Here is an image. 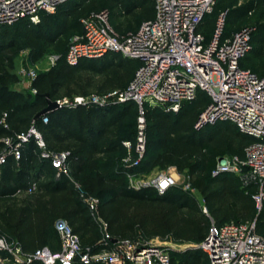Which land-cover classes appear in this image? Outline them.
<instances>
[{"label": "trees", "instance_id": "16d2710c", "mask_svg": "<svg viewBox=\"0 0 264 264\" xmlns=\"http://www.w3.org/2000/svg\"><path fill=\"white\" fill-rule=\"evenodd\" d=\"M109 2L118 3L127 14L137 8L144 10L142 15L146 17L145 20L153 17L152 0L136 3L133 0H68L59 5L53 14L41 13L37 24L21 19L12 25L0 26V55L5 50L29 48L31 62L40 60L49 49L59 56V73L52 78L48 74H41L31 83L35 94L29 90L15 89L17 77L9 71L6 59L0 56V153L4 147L2 138L10 137L16 141L17 135L27 133L33 126L40 133L46 152L69 151V175L78 179L92 196L99 199L100 209L104 203L117 208L120 200H126L128 203L147 206H166L173 211V218L164 219L153 213L144 215L141 225L152 224V228L146 231L147 235L136 233L134 220L127 215H120L123 232L127 235L125 238L159 237L170 238L178 243H200L208 233L210 219L218 226L228 222L245 224L254 221L256 232L263 233L264 200L258 209L251 198L254 192L252 187H244L239 178L232 174L217 177L211 175L218 158L233 155L242 157L243 148L252 138L241 134L228 121H218L195 129L200 111L210 102L203 91L198 90L193 101L183 102L177 113L156 109L153 115L146 117V134L148 119L153 116L159 120L155 129L163 135L162 142L165 144L158 155L159 167H174L177 173L185 174L186 183L201 196L207 215L193 195L176 185L159 195L154 188L130 189L124 181L113 177L112 180L107 178L111 184H99L97 178L100 176V181L103 180L101 174L103 168L108 166V160L119 156L121 161L125 154L119 143L120 129L129 114L135 111L137 115L138 109L134 101L110 104L103 108L61 107L44 114L48 120L46 124L40 118L33 120L46 107L43 95L48 94L55 101L56 90L64 82L72 80L77 73L89 72L100 76V93L123 89L132 80L139 62L119 53L108 52L98 59L84 58L73 67L65 62L70 39L82 31L80 20L91 13H98L99 8L106 9L104 7ZM147 2L151 6L144 8ZM221 14H224L223 38L240 30L234 26L246 22L251 15H256L258 23L251 34V50L248 57L246 54L241 60L247 58L249 61L264 56V0H215L212 13L202 22L203 25L211 20L213 24L211 28L202 31L206 41L212 37ZM109 25L116 32L110 21ZM135 132L136 128L127 138L131 142L134 141ZM41 152L35 139L30 137L22 145L18 161L13 156H7L5 163L0 164V221L4 231L15 236L25 252L49 247L47 241L50 236L57 244L55 248H49L56 250L58 236L54 230V222L62 219L78 235L82 247L92 246L99 233L87 207L69 197L72 195L69 175L56 178L57 170L52 167L50 159L41 157ZM119 166L122 167L121 162ZM32 181L36 182L37 197H51L50 202L38 199L33 204L27 197L22 208L11 210L9 202L18 192L25 191ZM56 196H64L63 201L55 203ZM88 232H91L90 237H86ZM170 264H209V259L200 249L184 252L172 250Z\"/></svg>", "mask_w": 264, "mask_h": 264}, {"label": "built area", "instance_id": "2783aa9c", "mask_svg": "<svg viewBox=\"0 0 264 264\" xmlns=\"http://www.w3.org/2000/svg\"><path fill=\"white\" fill-rule=\"evenodd\" d=\"M68 0H0V26L12 25L28 19L37 24L41 13L53 14ZM153 17L141 22L135 31L117 34L109 25L106 11L91 13L80 20L81 33L68 44L65 62L76 66L81 59H98L108 52L136 60L139 67L123 89H113L92 97L55 100L59 108L98 107L134 101L138 113L136 138L123 142L127 155L122 166L137 167L145 152V106H160L165 112L177 113L183 102L195 99L198 90L207 94L209 104L201 112L194 128L213 125L218 121L233 123L238 131L252 138L243 148L242 157L224 156L216 160L211 175L232 174L246 188L259 209L264 200V76L239 66L240 60L251 50L253 28H242L230 37H222L224 14L215 25L212 37L206 41L199 32L203 19L212 13L215 0H152ZM21 76L34 79L33 72ZM32 93L36 91L32 89ZM5 116V115H4ZM42 123L48 122L45 115ZM30 137L42 150L41 157L50 159L57 170L56 178L69 175L67 151L50 153L40 133L31 126L27 133L2 138L0 164L7 156L18 161L20 150ZM176 185L170 173H159L142 188H154L159 195ZM186 187H189L187 183ZM36 190V182L29 183L25 192ZM90 215L99 223L100 237L92 246L82 247L80 239L65 220L57 219L54 230L58 249L43 247L25 252L18 243H7L0 237V260L4 264H170V248L158 237L115 238L99 217L100 201L85 197ZM206 212V209H203ZM209 259V264H264V232L257 233L255 222L211 223L205 238L197 245ZM3 254V255H1Z\"/></svg>", "mask_w": 264, "mask_h": 264}, {"label": "rangeland", "instance_id": "374dc122", "mask_svg": "<svg viewBox=\"0 0 264 264\" xmlns=\"http://www.w3.org/2000/svg\"><path fill=\"white\" fill-rule=\"evenodd\" d=\"M150 6H151L150 2H147V4L144 5V8H148ZM104 8L106 9L102 10L103 8H99L98 12L106 11L111 25L114 26L115 30L119 33H125L129 30H133L137 28L139 24L146 19V17L142 15L143 14L142 12L144 11L143 9L141 10V9L133 8L131 12L127 14L123 11V8L119 7V4L115 2H109L107 6H105ZM256 18H257L256 15H251L250 19H248L246 22L239 23L238 25L234 26V28L242 29L247 27V28L255 29L258 23ZM212 26L213 24L211 20H208L207 23H203V25L201 24V26L199 27V32L202 33L204 29L207 30L209 29V27L211 28ZM29 53H30L29 48L22 50H5L4 52L1 53L0 56L1 58L4 57L6 59L9 67V71L15 73L18 80V86H16V88L20 89V86L23 85L24 90H29L32 93L31 83L36 77H38L41 74H48L49 78H52L54 77V75H56V73L58 72L57 60L59 59V56L55 54L51 49H49L40 60L36 62H31L29 60ZM246 57H248V54L246 55ZM246 59L240 61V67L242 68L247 67L249 69H252L257 74H264V56H262L260 59H252L249 61L248 59L247 60ZM25 72H33L35 74L34 79L27 78L26 76L25 77L21 76V73H25ZM101 79L102 78L100 76L93 75L89 72L77 73L73 75L72 80L64 82V85L56 90V100H62V99L72 100L74 97H78V96L89 98L92 96L101 95L103 94L99 92ZM107 92L105 91V93ZM144 106H145L144 109L145 120L146 117L151 115L153 112H155L156 109L161 108L158 105H152L149 107H147V105ZM134 112L129 114L127 118L122 122L121 124L122 127L120 129V136H119V143L121 148L122 147L124 148V146L122 145L123 142L129 141L131 143L132 156H133V147L135 144L136 132L134 134L133 142H131V140L127 138L136 128L135 121L137 119V115ZM158 121L159 120L154 118L153 116L151 117V119H148V131L145 137V152L141 159L140 165L137 168L133 167L131 169H125L123 166L122 167L119 166V162H121L122 164L123 159L127 155V150L124 148L125 154L121 159V161L119 160V156L113 157L108 160L107 162L108 166L106 168H103L101 174V176H103L105 179L102 177L103 180L100 181L101 177L98 176L97 178L99 179V184L105 186L109 185L112 182L107 181V178L108 179L110 178V180H112L113 177L118 181L119 180L124 181L128 188L139 190L142 188L141 187L142 183H146L151 178L155 177L157 174L170 173L176 180V186L181 187V189L184 192H188L191 195H193L197 199L198 203L202 206V210H203L204 209L203 200L199 195V193L196 190L192 189L190 186L186 187L187 183H186L185 174L177 173L174 167H167V168L159 167L158 155L165 144L162 142L164 140L163 135L155 129L157 125L156 123ZM94 158H98V157L94 156ZM69 179H70V185L72 191V195L69 197L72 200L78 201L82 205L86 206V203L84 201L85 197L92 196V194L88 190H86L83 184L75 177L69 175ZM27 197L31 199V201H33V204L36 203V201L38 202V199L47 203L50 202L51 200V197L48 196L47 197L42 196L38 198L36 190L32 191L31 193L21 191L18 192L13 197V199L9 202L8 205L11 206V210L22 208L24 206V201L27 199ZM63 198L64 196H56L54 197V201L55 203L59 204L63 201ZM149 213L150 215L153 213L154 215H158L159 217L164 219L169 217L172 218L174 217V213L170 207H166V206L161 207L157 205L147 206L141 203H128L126 200H120L117 208H114L110 204H106V203L102 204L101 209L99 207V217L107 225L108 233L110 235L119 236L123 238H125L127 235H125L123 232L124 231L122 228L123 224L120 220V215L121 216L127 215L129 219L134 220L135 229L137 231L136 233H140V235H147L146 231L148 228H152V224L149 223L143 226L141 225V219L144 217V215L145 216L147 214L149 215ZM204 213L207 215V212ZM90 217L92 221L95 223L97 227V231L99 233L98 221L95 220L91 215ZM211 223H214V221L210 219V225ZM4 229L5 228L2 222L0 221V237L3 238L7 243H13V244L18 243L16 237L13 236L11 233L4 231ZM90 236H91V232H88L86 237H90ZM99 237H100V233H99ZM159 241L162 242L163 244H166V246L170 248V251L176 250V251L184 252L189 249H199L197 248V245L199 243H192V242L178 243L172 241L170 238H164V239L159 238ZM47 242H48L47 246L52 248L56 247L57 242L52 238V236L48 238Z\"/></svg>", "mask_w": 264, "mask_h": 264}, {"label": "water", "instance_id": "95a60500", "mask_svg": "<svg viewBox=\"0 0 264 264\" xmlns=\"http://www.w3.org/2000/svg\"><path fill=\"white\" fill-rule=\"evenodd\" d=\"M43 96L46 100V107L34 117L33 119L34 121H37L42 115L47 114L59 108L58 103L56 101H52L49 98L48 94H45ZM0 264H4V263L0 260Z\"/></svg>", "mask_w": 264, "mask_h": 264}, {"label": "crops", "instance_id": "0c3cea01", "mask_svg": "<svg viewBox=\"0 0 264 264\" xmlns=\"http://www.w3.org/2000/svg\"><path fill=\"white\" fill-rule=\"evenodd\" d=\"M138 1H141V0H133V3H136V2H138ZM134 9H137V8H134ZM137 28H138V27H137ZM137 28H135V29H133V30H136ZM133 30H129V31L125 32V33H119V32L116 31V33L119 34V35H124V34L130 32V31H133ZM16 86H18V84H17ZM16 86H15V89H16V90H22V91L24 90L23 85L20 86V89H17Z\"/></svg>", "mask_w": 264, "mask_h": 264}]
</instances>
